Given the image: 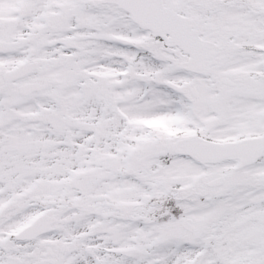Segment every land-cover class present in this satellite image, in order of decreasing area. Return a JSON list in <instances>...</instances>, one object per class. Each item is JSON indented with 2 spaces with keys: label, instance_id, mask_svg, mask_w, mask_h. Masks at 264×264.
Masks as SVG:
<instances>
[{
  "label": "snow or ice",
  "instance_id": "6c2138e0",
  "mask_svg": "<svg viewBox=\"0 0 264 264\" xmlns=\"http://www.w3.org/2000/svg\"><path fill=\"white\" fill-rule=\"evenodd\" d=\"M0 264H264V0H0Z\"/></svg>",
  "mask_w": 264,
  "mask_h": 264
}]
</instances>
